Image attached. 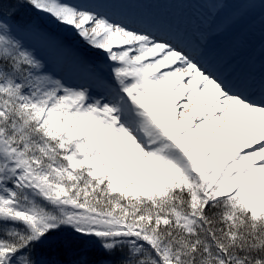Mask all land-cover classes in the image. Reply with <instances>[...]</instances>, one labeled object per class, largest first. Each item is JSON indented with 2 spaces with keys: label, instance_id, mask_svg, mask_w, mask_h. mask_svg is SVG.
I'll return each instance as SVG.
<instances>
[{
  "label": "snow or ice",
  "instance_id": "snow-or-ice-1",
  "mask_svg": "<svg viewBox=\"0 0 264 264\" xmlns=\"http://www.w3.org/2000/svg\"><path fill=\"white\" fill-rule=\"evenodd\" d=\"M210 2L234 47L256 6L264 38V0ZM0 264H264V80L99 7L0 0Z\"/></svg>",
  "mask_w": 264,
  "mask_h": 264
},
{
  "label": "bare ground",
  "instance_id": "bare-ground-1",
  "mask_svg": "<svg viewBox=\"0 0 264 264\" xmlns=\"http://www.w3.org/2000/svg\"><path fill=\"white\" fill-rule=\"evenodd\" d=\"M166 1L169 2V0H166ZM196 1L197 0H188V1H185V0L171 1L170 0V2L177 5L175 7L174 16H178L179 14H181L182 11L184 12V14L187 15L186 17L185 16L179 17L181 18L180 19L181 21H178V22H172L171 19H169V14H167L163 6L162 0H140L141 5H143V3L145 4L147 3L151 7H147L145 10H140V12L137 11L135 13L127 12V10L123 8H119L117 6H113L110 9L108 8L106 9L105 7H100L102 5H99V8L101 11L107 12L109 15H112L117 19L125 20L126 22L131 23L134 26L136 24H139L136 26L137 27H151V28L159 29L162 33L180 42L183 46L187 47L189 50L196 52V53L203 52L204 58L208 62L209 66L212 67L213 70L221 72L226 76L231 77L232 70H235L233 66L226 65V64L237 62V65H241V68L239 69V71L235 70L236 73L234 77L242 76L244 78L255 79V81L257 82L256 78L260 75H264V68H263L264 61L262 59L264 57V54H262V49H261L262 46L264 47V43H262L260 47L254 48L255 39L253 38H250V40L247 39L246 43L248 44V46L252 45V49L250 48L251 50L247 51V50H244L243 48L239 50L236 47L237 55L229 59H226V56L224 55V53L222 52L220 48H217L215 54H213L209 49H205V46H203V44H205L204 37L203 35H201L202 32L200 28L198 27L201 24L197 22V20L200 16L204 15L205 13H202L203 10L197 6ZM256 2L259 3V0H256ZM132 5H135V4L132 3ZM206 5L207 7L210 6L211 8L213 6H216L215 4L210 3L209 1L206 2ZM194 7H197L198 10L196 8L194 9ZM215 9L216 8H213V10ZM213 10H210V11L213 12ZM258 10L261 11L259 6H256L255 9H253L254 11L253 13H255V16L259 15ZM130 14L132 15V17H129ZM217 24H218V20H217ZM216 28L217 27L215 26L213 28V32L207 34L210 42H213V38L216 36L215 34ZM221 35H224V34L221 33ZM222 39H225V38H222ZM231 41H232V38L229 36L227 40L224 42V44L230 43ZM201 46L204 48H202ZM222 46L223 45H221L220 47ZM226 53L229 54L228 50L226 51ZM251 56L259 58L260 60L259 63L260 65H262V67H260V65L250 66L247 63L242 62L244 58L251 57ZM248 70L255 71L258 74L255 76L253 75L251 77L250 75L252 73Z\"/></svg>",
  "mask_w": 264,
  "mask_h": 264
},
{
  "label": "rangeland",
  "instance_id": "rangeland-1",
  "mask_svg": "<svg viewBox=\"0 0 264 264\" xmlns=\"http://www.w3.org/2000/svg\"><path fill=\"white\" fill-rule=\"evenodd\" d=\"M253 12L254 11L252 10L251 17H250L251 19H252V17L255 16V13H253ZM261 12H262V10L261 11L258 10V13H259L258 17L259 18H260ZM59 34L64 39V42L67 45L74 46V47H81V48L84 47V42L81 40V38L79 36H76L75 33L67 32V33H59ZM261 37H262V33H261V30H260V27H259V19H257V21L255 22L254 28L252 30V33L248 37V40H250V38L257 39V41L254 43V45L257 46V47H260L261 43H258V40ZM231 44H232V42H231ZM243 44H245V42ZM261 49H262V52H263L264 47L262 46ZM43 54L49 57V59L53 63V67L56 68V64H57V62H56V54L54 52H49L47 50H45L43 52ZM68 68H70V67L63 66V67H60L59 70L57 69V71L61 72L64 75V71L68 70Z\"/></svg>",
  "mask_w": 264,
  "mask_h": 264
}]
</instances>
